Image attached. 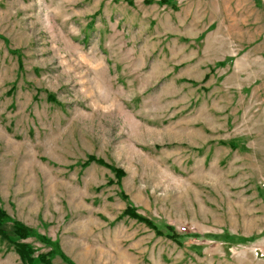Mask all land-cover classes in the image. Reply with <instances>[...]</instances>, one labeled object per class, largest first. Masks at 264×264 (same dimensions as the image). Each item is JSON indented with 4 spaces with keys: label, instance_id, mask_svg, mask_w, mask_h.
<instances>
[{
    "label": "rangeland",
    "instance_id": "374dc122",
    "mask_svg": "<svg viewBox=\"0 0 264 264\" xmlns=\"http://www.w3.org/2000/svg\"><path fill=\"white\" fill-rule=\"evenodd\" d=\"M0 208V264H264V0H0Z\"/></svg>",
    "mask_w": 264,
    "mask_h": 264
},
{
    "label": "trees",
    "instance_id": "16d2710c",
    "mask_svg": "<svg viewBox=\"0 0 264 264\" xmlns=\"http://www.w3.org/2000/svg\"><path fill=\"white\" fill-rule=\"evenodd\" d=\"M131 217H134L140 221H143L144 223H147V220L139 217L138 215H136L133 211L131 210H127L126 211ZM7 222H11L12 223V227L14 230V233L20 237V238H24L26 237L28 234H30V230L28 228H26V226H24V224H22L19 221L16 220H11L8 215L0 208V235L2 237H5V234L3 233V227L4 224ZM17 253L19 254V256H21L24 259H27V262L29 263V259H28V255H30L31 251L29 250V248L24 245V244H17ZM41 261H47L46 256H39ZM30 264V263H29Z\"/></svg>",
    "mask_w": 264,
    "mask_h": 264
}]
</instances>
